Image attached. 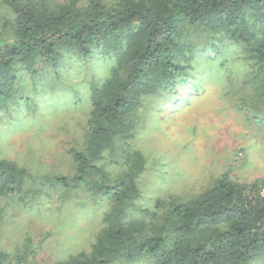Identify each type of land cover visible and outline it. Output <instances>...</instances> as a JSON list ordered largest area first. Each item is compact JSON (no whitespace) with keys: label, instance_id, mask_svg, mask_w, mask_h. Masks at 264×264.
Masks as SVG:
<instances>
[{"label":"trees","instance_id":"1","mask_svg":"<svg viewBox=\"0 0 264 264\" xmlns=\"http://www.w3.org/2000/svg\"><path fill=\"white\" fill-rule=\"evenodd\" d=\"M106 58L113 59L106 74L88 82L86 97L71 99L70 105L87 103L80 137L66 152L72 174L51 176L0 156V264L30 258L28 239L22 249L3 246L8 206L27 205L57 186L62 200L91 191L111 206L89 251L50 264H254L264 258V175L243 181L224 175L188 198L161 196L133 216L146 156L130 148L134 116L146 99L175 106L196 96L178 90L199 91L201 58L219 68L243 67L236 81L226 72L228 95L251 126L264 129V0H0V120L16 113L30 120L27 130L43 126L39 116L58 110L52 99L65 103L58 93L63 69ZM25 109L31 116L19 113ZM110 161L118 172L108 171ZM38 166L45 170L41 160Z\"/></svg>","mask_w":264,"mask_h":264},{"label":"rangeland","instance_id":"2","mask_svg":"<svg viewBox=\"0 0 264 264\" xmlns=\"http://www.w3.org/2000/svg\"><path fill=\"white\" fill-rule=\"evenodd\" d=\"M201 59L195 64L199 91L178 90L184 96H196L175 106L149 97L134 116L138 128L130 148L140 150L146 162L138 180L141 195L132 202L131 210L138 208L131 211L133 216L152 209L161 196L188 198L224 175L241 181L264 175V129L251 126L228 95L226 72L231 71L236 81L243 67L230 63L225 70ZM112 63V58H106L92 61L88 67L72 64L64 68L58 93L65 103L59 105L52 99V108L58 110L54 115L39 116H43V126L27 130L24 123L29 119L20 121L16 113L4 116L0 120V156L51 176L72 174L66 152L74 138L80 137L78 129L85 120L87 103L70 105L71 99L86 97L88 82L103 77ZM36 105L37 110H47L41 104L33 107ZM31 112L25 109L19 113L31 116ZM38 160L45 170L40 169ZM112 161L108 171L118 172L112 169ZM62 191L57 186L49 196L42 193L27 205L7 208L3 246L8 251L22 249L28 239L30 258L26 264H50L89 251L102 226V215L111 206L109 200L91 191L62 200ZM254 264H264V258Z\"/></svg>","mask_w":264,"mask_h":264}]
</instances>
